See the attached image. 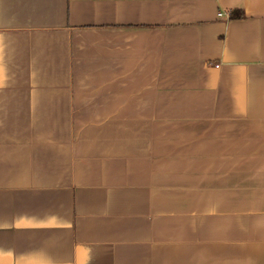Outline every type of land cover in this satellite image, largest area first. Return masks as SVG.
Wrapping results in <instances>:
<instances>
[{"label": "crops", "instance_id": "0c3cea01", "mask_svg": "<svg viewBox=\"0 0 264 264\" xmlns=\"http://www.w3.org/2000/svg\"><path fill=\"white\" fill-rule=\"evenodd\" d=\"M0 264H264V0H0Z\"/></svg>", "mask_w": 264, "mask_h": 264}, {"label": "trees", "instance_id": "16d2710c", "mask_svg": "<svg viewBox=\"0 0 264 264\" xmlns=\"http://www.w3.org/2000/svg\"><path fill=\"white\" fill-rule=\"evenodd\" d=\"M242 13L240 10H234V11H229V16L228 18H237V17H241Z\"/></svg>", "mask_w": 264, "mask_h": 264}, {"label": "built area", "instance_id": "2783aa9c", "mask_svg": "<svg viewBox=\"0 0 264 264\" xmlns=\"http://www.w3.org/2000/svg\"><path fill=\"white\" fill-rule=\"evenodd\" d=\"M219 17H223L224 15H226L224 12L222 11H218V14H217Z\"/></svg>", "mask_w": 264, "mask_h": 264}]
</instances>
